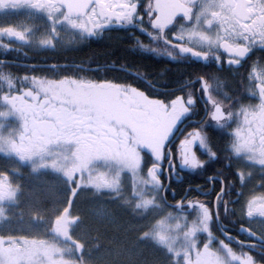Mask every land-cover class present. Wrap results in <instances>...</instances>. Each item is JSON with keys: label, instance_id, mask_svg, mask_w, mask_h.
I'll list each match as a JSON object with an SVG mask.
<instances>
[{"label": "snow or ice", "instance_id": "obj_1", "mask_svg": "<svg viewBox=\"0 0 264 264\" xmlns=\"http://www.w3.org/2000/svg\"><path fill=\"white\" fill-rule=\"evenodd\" d=\"M6 2L0 0V7ZM22 3L42 13L43 23L0 26V49L5 52H22L24 47L37 51H75L89 38L115 28L127 32L135 41L132 50H140L145 58L167 57L170 63L190 67L207 62L201 70L210 68L214 62L217 71H222L227 56L228 71L241 75L244 87L240 95L231 94L224 91L226 84L218 76L204 72L178 85L181 94L159 99L155 97L161 94L160 90L147 79L150 74L140 70L141 65L116 61L105 67L123 73L131 83L80 75L100 71L99 65L89 69L85 62L51 65L53 73L58 69L73 73L60 78L21 77L0 71V82L7 86L0 87V105L4 106L0 117L11 114L21 121L18 129L0 133V151L15 155L21 162L39 157L43 163L62 171L70 186L75 180L78 187L124 194V203L134 204L142 210L141 214L159 209L160 215L149 220L142 238L150 237L163 249L168 264H264V191L257 193L255 185L249 189L250 195L245 191L257 169L262 174L259 187L264 189V61L253 62L246 78L239 72L254 49L264 50V0H145L143 4L141 0H22ZM137 29L148 37L147 43L135 35ZM66 34L70 39H65ZM11 63L0 60L4 68ZM25 67L35 71L43 66ZM77 69L81 71L77 73ZM195 84L200 86L195 91L202 93L205 118L195 121L196 126L185 134L182 125L197 108L192 87ZM243 93L249 97L247 103L243 101ZM253 99L258 102H252ZM212 125L230 137L225 148L229 166L233 157H240L236 198H231L236 186L218 170L207 177V191L197 187L207 197L213 191L212 185L219 183L215 212L204 200H187V196L170 205L163 193L171 189V183H164L162 175L179 182L181 168L204 170L210 161L220 159L209 132ZM178 133L183 138L174 151L172 145ZM53 144H73L74 148L70 153L59 149L51 152ZM197 148L207 154L206 159L198 155ZM45 156L53 159L45 161ZM165 161L167 169L162 167ZM125 174L132 177L127 192L123 185ZM185 201L188 207L197 210L195 219L189 220L183 213ZM170 208L181 211L173 212ZM213 225L220 236L212 231ZM233 231L246 239H238L232 235ZM201 233L206 234L202 246Z\"/></svg>", "mask_w": 264, "mask_h": 264}, {"label": "trees", "instance_id": "obj_2", "mask_svg": "<svg viewBox=\"0 0 264 264\" xmlns=\"http://www.w3.org/2000/svg\"><path fill=\"white\" fill-rule=\"evenodd\" d=\"M130 43V39H123L118 30L113 29L98 37L89 38L82 45H78L75 51L61 52L47 49L42 54L34 52L26 54V59L19 58L16 54H12L11 58L30 63H74L79 65L81 62H85L88 67L110 65L113 61L137 64L139 60L134 51L130 49ZM141 62L147 70L146 73L156 74L163 71L165 78L170 81L181 80L188 71L185 68L161 67L160 62L152 58L143 59ZM0 71L11 72L21 77L24 75H46L48 78H60L63 75H73L71 70L65 72L58 69L53 73L50 68H39L31 71L25 66L13 65L9 68L2 66ZM76 71L79 73L81 70L77 69ZM80 75L93 79L108 78L114 79L116 82H132L130 79H125L123 73L110 71L106 67L101 68L100 71H85ZM0 87L6 88L7 86L0 82ZM148 91L150 90L148 89ZM0 123L9 127L14 125L13 120L6 117H0ZM8 131L9 129L6 132L8 133ZM0 153L3 154H0V183L5 187V191H0L1 195H6V187L13 188L14 185L10 183L11 180L16 182L19 185L20 193H16L14 199L17 203L15 208L11 209H21L22 212L27 210L29 206L33 208V211L39 209L37 215H34L33 211L29 212L28 215L37 217L42 222L44 229L39 235V239L56 245L64 244L65 248H73L74 260L70 259L73 263L168 264L169 258L165 256L163 249L150 237L144 236L142 238L149 220L160 215L159 209H151L141 214L142 210L135 208L134 204L124 203L126 199L124 194L117 195L108 189L98 191L90 186L78 187L75 180L71 186L68 180H64L66 188L64 187V194L60 198L62 199L61 205L57 207L54 203L52 205V196L48 190L33 192L35 187L33 190L32 187L38 184L39 180L36 183L32 173L41 171L35 169L33 164H30L31 161L21 162L14 157H9L10 155L2 151ZM51 174L46 173V176L52 177ZM123 185L125 192H127L131 185L128 184L127 186L124 182ZM69 187L72 189L71 192L67 189ZM74 188L77 189L75 192H73ZM27 189L31 190L29 198L24 194ZM22 199L26 200L20 203L19 201ZM169 210L172 211V209ZM196 212L189 214L188 219H195ZM11 227L15 228L16 226L11 225ZM56 229L64 235L65 241H62L61 236L54 233L57 231ZM24 236L36 238L29 236V234H24ZM203 236L204 233H201L200 243L203 242Z\"/></svg>", "mask_w": 264, "mask_h": 264}, {"label": "flooded vegetation", "instance_id": "obj_3", "mask_svg": "<svg viewBox=\"0 0 264 264\" xmlns=\"http://www.w3.org/2000/svg\"><path fill=\"white\" fill-rule=\"evenodd\" d=\"M141 3H145V0H141ZM44 17L43 14L36 11L35 8L29 7L27 4L22 3V0H8L2 7H0V26H26V25H33V24H39L43 23ZM115 29V28H114ZM120 35L126 39H130L131 43L130 45L132 46L135 41L134 39L127 34V32L123 30H118ZM135 35L140 36L141 40L144 43L148 42V37H146L142 32H140L138 29L135 31ZM65 39H70V36L67 34L65 35ZM130 46V49L132 47ZM134 51V54L136 58L139 60L136 65H141L140 70L143 72H146L145 66H143V59H148L145 58L144 56L141 55L140 50H132ZM38 53L42 54L45 52V50H34L31 47H24L23 51L20 52H5L3 49H0V60H11V61H16L20 62L22 60H17L11 58L12 54H16L19 58L26 59L25 55L30 54V53ZM152 59L159 61L161 67L164 66V68L168 66V68L171 67H176V68H185L187 73L181 78V80H172L170 81L169 79L165 78V74L163 71H160L156 74L149 73L147 79L151 80L154 84V86L160 90L161 94L156 96L155 98L159 99H165V96L167 95L168 99L174 98L175 95L181 94V92L178 90V85L184 84L186 79H195V76L197 74H203L204 72H209V73H214L216 76L219 77L220 81L226 84V87L224 88V91L229 92L234 95H240L242 93V89L244 85L241 84V75H233L231 72L228 71V65L226 63L227 61V56L224 57V70L222 71H217L216 65L214 62H212V65L210 68H203L201 70L202 65L206 64L207 62H200L199 65L195 67H190L186 66L184 64H176V63H170L168 62L167 57H152ZM264 61V50L260 48H256L253 50V52L246 58L244 61V66L239 69V72L243 75V77H247V73L251 70V66L253 62H261ZM24 62V61H22ZM21 63V62H20ZM13 66H21V65H15L12 64ZM3 65H0V68H2ZM192 68V69H191ZM191 69V71H190ZM135 70V69H134ZM246 83V79H245ZM137 87H142L140 85H135ZM194 90V94L197 97V108L196 112L194 115H191L189 120L182 125L183 131L186 134L188 131L191 130L192 127H195V121L201 120L202 118H205V112H204V107H203V100L200 99L202 96V93L195 91V89H198L200 86L199 84H195L192 86ZM142 90L148 91V89L143 88ZM187 89H185L186 91ZM169 92H173L172 94H167ZM243 101L247 103L249 101V97L247 93H243ZM252 102H258V100L253 99ZM234 126V125H233ZM210 135L212 136V143L214 149L219 151V156L220 159L216 161H210L207 167L204 170H193V169H188V168H181L180 170V175H181V180L177 182L175 179L169 181L165 175L161 176V180L164 183H171V189H169L167 192L163 193L169 204L170 205H175L177 202L181 201L185 196H187V200H204L206 203H208V206L213 209V212H215V206H214V201H215V196L216 193L219 192V183L216 182L212 185L213 191L212 193L205 197L201 194L200 191L197 190V187L200 186L203 190L207 191L209 185L207 182V177L209 175L216 174L217 171L219 170L220 174L224 177L226 181L232 182L236 188L233 189L231 193V198L235 199L236 198V189L239 188L240 185V180L239 176L237 174V162L240 161V157H233V160L231 162V165L229 166V161L226 159V156L228 153L225 151L226 145L230 143V137L226 134L223 133L221 130L217 129L214 125H212L209 129ZM183 138L182 134H177V138L174 141L172 147L173 150L175 151L176 147L179 144V140ZM197 153L202 159L207 158V154L202 150L197 148ZM177 166L179 167V160L177 158ZM163 168L167 169V161H165L162 165ZM247 170V169H245ZM262 174L259 173L258 169L256 171V174L254 176V179L248 184V188L245 190L246 195H250L249 189L253 188V185H255V190L256 192L264 191V189H260L259 187V182L261 180ZM175 193V195L173 194ZM225 199H229V197H225ZM230 207H238V205H229ZM174 212H180L181 209L179 208H170ZM196 209H193L191 207H188L187 202L185 201L184 207H183V213L188 216L189 214H192L196 212ZM222 215H223V207L220 209ZM224 223L227 224L228 221L225 219ZM212 231L214 232L215 235L220 236V233L218 231V228L213 225L212 226ZM232 235L237 236L238 239H246L245 236L242 234H238L235 231L232 232ZM221 238H223L221 236ZM206 239V234L203 236V242ZM202 242V243H203ZM201 243V246H202ZM234 247L238 249V245L233 244Z\"/></svg>", "mask_w": 264, "mask_h": 264}, {"label": "rangeland", "instance_id": "obj_4", "mask_svg": "<svg viewBox=\"0 0 264 264\" xmlns=\"http://www.w3.org/2000/svg\"><path fill=\"white\" fill-rule=\"evenodd\" d=\"M2 109L3 106L0 107V110ZM6 118L13 120L14 125L9 127L4 123H0V133L6 134L8 129L10 131L20 127L21 121L17 116L10 114ZM73 148V144L50 145L51 152H55L59 149L62 152L67 151L70 153ZM8 155H10L9 157L17 159V157L11 153H8ZM51 159H53L52 156L44 157L45 161H50ZM29 161H31L30 164H33L35 169L41 171H35L32 173V177L36 179V183H38L39 180L38 184L33 185L32 190L35 187L33 192L37 193L39 190L41 192L48 190L53 197H51L52 205L54 203L57 207L60 206V201L62 200L60 198L64 194L63 189L66 188L64 180H67L65 176H59L64 175L63 172L55 170L50 164L43 163L39 157H34ZM102 167L106 168L108 165H102ZM112 167L115 168L114 165ZM51 171L56 174H51ZM46 173L51 174L52 177H47ZM76 179L79 180V178ZM123 182L127 186L128 184L131 185V175L125 174ZM10 183L14 185V190L12 191L11 196L6 195V197L3 198V195H1L2 193L0 192V264H76L71 261L74 260L73 248H65L64 244L56 245L39 239V235L43 232L44 227L39 218L28 216L30 214L29 212L33 211V208L29 206L27 210L22 212L21 209H11L15 208V205H6V203H10L15 198L16 193H20V189L18 188L19 185L16 182H13V180H11ZM67 189L69 192L72 191L70 187ZM0 191L3 190L0 188ZM30 191V189H27V191L24 192L27 198H29L31 194ZM24 200L26 199H22L19 202L23 203ZM33 213L34 215H37L39 213V209L34 210ZM11 225H15L16 227L12 228ZM6 229L10 232L6 231ZM56 230L57 231L54 233L57 236H61L62 241H65L64 235L59 233L58 229ZM24 234H29V236H34L36 238H30L28 236H24Z\"/></svg>", "mask_w": 264, "mask_h": 264}, {"label": "water", "instance_id": "obj_5", "mask_svg": "<svg viewBox=\"0 0 264 264\" xmlns=\"http://www.w3.org/2000/svg\"><path fill=\"white\" fill-rule=\"evenodd\" d=\"M25 65H29V64H25ZM38 65H42L43 67H50L53 64H38ZM58 65H61L62 66V65H65V64H58ZM73 65H75V64H73Z\"/></svg>", "mask_w": 264, "mask_h": 264}]
</instances>
